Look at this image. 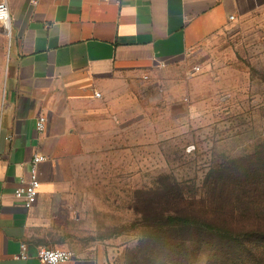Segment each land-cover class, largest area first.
<instances>
[{
    "label": "crops",
    "instance_id": "1",
    "mask_svg": "<svg viewBox=\"0 0 264 264\" xmlns=\"http://www.w3.org/2000/svg\"><path fill=\"white\" fill-rule=\"evenodd\" d=\"M31 1L5 0L13 49L0 108V264H42L36 252L55 243L69 189L81 186L65 173L111 149L113 93L264 11V0ZM36 154L45 160L37 201L27 208L14 191ZM22 242L31 256L15 260ZM72 252L61 264H99Z\"/></svg>",
    "mask_w": 264,
    "mask_h": 264
},
{
    "label": "rangeland",
    "instance_id": "2",
    "mask_svg": "<svg viewBox=\"0 0 264 264\" xmlns=\"http://www.w3.org/2000/svg\"><path fill=\"white\" fill-rule=\"evenodd\" d=\"M12 49L0 27V108ZM110 102L111 149H97L88 164L86 157V165L65 173L81 186L69 189L60 234L47 247L124 264L143 231L161 229L145 227L141 200L156 202V194L175 184L201 196L207 176L233 160L264 165V11L128 79ZM185 247L180 264L224 263L209 248Z\"/></svg>",
    "mask_w": 264,
    "mask_h": 264
},
{
    "label": "trees",
    "instance_id": "3",
    "mask_svg": "<svg viewBox=\"0 0 264 264\" xmlns=\"http://www.w3.org/2000/svg\"><path fill=\"white\" fill-rule=\"evenodd\" d=\"M250 159L213 170L201 196L175 184L156 194V202L141 200L145 227L161 229L143 231L124 264H180L189 243L214 251L223 264H264V165H249Z\"/></svg>",
    "mask_w": 264,
    "mask_h": 264
},
{
    "label": "built area",
    "instance_id": "4",
    "mask_svg": "<svg viewBox=\"0 0 264 264\" xmlns=\"http://www.w3.org/2000/svg\"><path fill=\"white\" fill-rule=\"evenodd\" d=\"M36 0L31 1V5H34ZM231 19L233 17H230ZM10 15L5 0L0 1V27L4 29L5 33L10 37L11 35V23ZM162 62L161 64H164ZM99 97L100 93H96ZM46 120L44 117H39L36 122V129L42 132L45 129ZM45 157L42 155H34L31 160V169L27 178H21L20 185L15 189L14 196L17 199H21L25 207L30 208L37 201L40 189V180L38 176V165L44 161ZM28 245L25 242L20 244V250L13 258L15 260H26L30 257ZM74 257L73 252L63 248H51L40 247L36 252V258L42 264H61L69 261Z\"/></svg>",
    "mask_w": 264,
    "mask_h": 264
}]
</instances>
